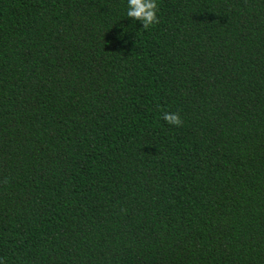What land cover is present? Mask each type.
<instances>
[{
    "label": "trees",
    "instance_id": "trees-1",
    "mask_svg": "<svg viewBox=\"0 0 264 264\" xmlns=\"http://www.w3.org/2000/svg\"><path fill=\"white\" fill-rule=\"evenodd\" d=\"M124 4L0 0V257L264 264V0Z\"/></svg>",
    "mask_w": 264,
    "mask_h": 264
},
{
    "label": "clouds",
    "instance_id": "clouds-1",
    "mask_svg": "<svg viewBox=\"0 0 264 264\" xmlns=\"http://www.w3.org/2000/svg\"><path fill=\"white\" fill-rule=\"evenodd\" d=\"M157 0H125L124 17L133 22H139L141 28L147 29L158 22ZM161 118L169 125L179 126L182 120L176 112H163ZM0 264H5L3 257H0Z\"/></svg>",
    "mask_w": 264,
    "mask_h": 264
}]
</instances>
